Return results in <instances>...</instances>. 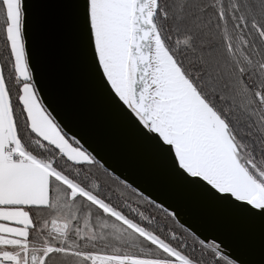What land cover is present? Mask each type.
<instances>
[{
	"label": "snow or ice",
	"instance_id": "obj_1",
	"mask_svg": "<svg viewBox=\"0 0 264 264\" xmlns=\"http://www.w3.org/2000/svg\"><path fill=\"white\" fill-rule=\"evenodd\" d=\"M0 264H264V0H0Z\"/></svg>",
	"mask_w": 264,
	"mask_h": 264
},
{
	"label": "water",
	"instance_id": "obj_2",
	"mask_svg": "<svg viewBox=\"0 0 264 264\" xmlns=\"http://www.w3.org/2000/svg\"><path fill=\"white\" fill-rule=\"evenodd\" d=\"M73 103L84 110L89 109L85 98H75ZM96 132L105 150L114 160L127 166L133 173V178L137 172L149 167V162L139 156L135 146L125 141L116 130L109 128L102 116L96 117Z\"/></svg>",
	"mask_w": 264,
	"mask_h": 264
}]
</instances>
